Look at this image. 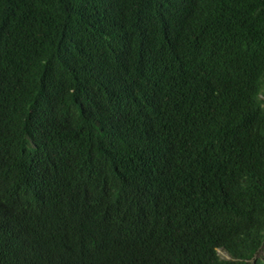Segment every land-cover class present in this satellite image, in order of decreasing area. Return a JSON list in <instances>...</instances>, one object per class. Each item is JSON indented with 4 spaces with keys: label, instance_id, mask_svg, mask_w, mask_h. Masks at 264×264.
Here are the masks:
<instances>
[{
    "label": "trees",
    "instance_id": "16d2710c",
    "mask_svg": "<svg viewBox=\"0 0 264 264\" xmlns=\"http://www.w3.org/2000/svg\"><path fill=\"white\" fill-rule=\"evenodd\" d=\"M0 264H264V0H0Z\"/></svg>",
    "mask_w": 264,
    "mask_h": 264
},
{
    "label": "rangeland",
    "instance_id": "374dc122",
    "mask_svg": "<svg viewBox=\"0 0 264 264\" xmlns=\"http://www.w3.org/2000/svg\"><path fill=\"white\" fill-rule=\"evenodd\" d=\"M218 254H219L221 257H225V258H227V254H226L225 251L222 250V249H218Z\"/></svg>",
    "mask_w": 264,
    "mask_h": 264
},
{
    "label": "clouds",
    "instance_id": "9594fccd",
    "mask_svg": "<svg viewBox=\"0 0 264 264\" xmlns=\"http://www.w3.org/2000/svg\"><path fill=\"white\" fill-rule=\"evenodd\" d=\"M32 249V248H31ZM218 249H222V248H218ZM223 250V249H222ZM218 251V250H217ZM225 251V250H224ZM71 253H73V252H71ZM98 252H96V253H94V255H96ZM225 253L227 254V259L228 258H230V255H229V253L227 252V251H225Z\"/></svg>",
    "mask_w": 264,
    "mask_h": 264
}]
</instances>
